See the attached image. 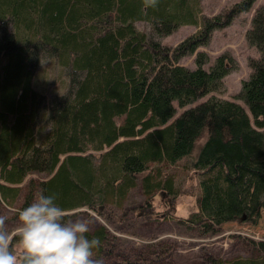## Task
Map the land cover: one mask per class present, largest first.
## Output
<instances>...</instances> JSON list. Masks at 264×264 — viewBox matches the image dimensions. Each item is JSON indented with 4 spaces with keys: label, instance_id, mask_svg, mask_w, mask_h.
Masks as SVG:
<instances>
[{
    "label": "trees",
    "instance_id": "obj_1",
    "mask_svg": "<svg viewBox=\"0 0 264 264\" xmlns=\"http://www.w3.org/2000/svg\"><path fill=\"white\" fill-rule=\"evenodd\" d=\"M253 1L206 16L202 0H157L154 7L145 0H0V205L22 195V209L43 192L57 197L66 220L86 208L117 222L113 210L125 208L138 183L146 197L139 207L150 205L155 190L176 198L159 165L184 160L197 176V209L187 224L213 235L227 221L257 223L264 207V7L245 33L257 56L248 58L233 98L214 94L232 56L223 52L208 65L198 49ZM186 24L198 29L173 48L160 42ZM190 53L191 68L179 63ZM45 61L62 68L61 94L39 89ZM33 172L43 176L27 180ZM88 237L101 241L97 264H135L126 250L102 263L118 244L105 224L90 227ZM244 241L242 252L209 254L201 264H264V239ZM160 246L155 260L166 253Z\"/></svg>",
    "mask_w": 264,
    "mask_h": 264
},
{
    "label": "rangeland",
    "instance_id": "obj_2",
    "mask_svg": "<svg viewBox=\"0 0 264 264\" xmlns=\"http://www.w3.org/2000/svg\"><path fill=\"white\" fill-rule=\"evenodd\" d=\"M238 1L240 0H202V12L206 16H212ZM259 7H264V0H254L250 9L239 11L230 24L213 29L207 44L198 47L209 56L208 65L223 52L232 56L233 66L224 76L223 89L214 93L220 97L235 96L241 80L246 78L249 72L248 58L257 56L256 48L247 42L245 33L250 27L255 10ZM136 25L146 32L150 31L147 22L139 21ZM197 29L198 27L194 25H181L168 35L159 37V40L163 45L173 48ZM194 62V53L186 54L179 60L180 64L189 68L195 66ZM61 71L62 68L55 66L52 61L42 62L38 72L46 75L47 78H42V82L38 85L41 87L39 89L48 92V96L54 93L61 94L64 91L62 86L65 81ZM180 110L177 108V112ZM185 164L186 161L182 160L175 165H159L163 175L172 177L173 187L178 190L175 194L176 198L167 196L165 190H155L150 205L139 207L138 205L143 203L146 197L138 183L131 189L124 202L125 208L113 210L115 214L113 213L112 217L117 222H106L98 213L86 208H79L82 211L73 210L76 212L71 213L72 216L68 220L85 219L91 228L103 223L108 231L114 234L118 244L111 253L104 251L101 255L102 263L118 258L117 254L126 250L127 255L130 256L126 259L133 260L135 264H201L204 257L209 254L230 258L242 252V242L246 239H264V207L257 223L227 221L213 235H202L192 224H187V217L197 209V176L191 169L186 168ZM41 176L43 175L33 172L27 180ZM22 200V195H19L14 203L0 205V216L8 218L7 223L10 227L16 225V213L20 209ZM179 219L184 221L180 223ZM159 245L164 252L166 250V253L162 258L160 252L161 256L155 260L156 253L153 251ZM13 247L19 253L18 242L14 243ZM109 249L111 251V248Z\"/></svg>",
    "mask_w": 264,
    "mask_h": 264
},
{
    "label": "clouds",
    "instance_id": "obj_3",
    "mask_svg": "<svg viewBox=\"0 0 264 264\" xmlns=\"http://www.w3.org/2000/svg\"><path fill=\"white\" fill-rule=\"evenodd\" d=\"M156 3L145 0V7ZM56 199L54 194L39 193L18 210L14 227L8 225L6 216H0V264H97L92 257L101 241L88 237L87 220H66ZM17 242L19 253L13 247Z\"/></svg>",
    "mask_w": 264,
    "mask_h": 264
},
{
    "label": "bare ground",
    "instance_id": "obj_4",
    "mask_svg": "<svg viewBox=\"0 0 264 264\" xmlns=\"http://www.w3.org/2000/svg\"><path fill=\"white\" fill-rule=\"evenodd\" d=\"M102 211V210H101Z\"/></svg>",
    "mask_w": 264,
    "mask_h": 264
}]
</instances>
